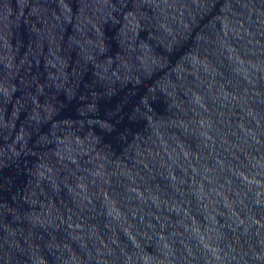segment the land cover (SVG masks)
I'll list each match as a JSON object with an SVG mask.
<instances>
[{
    "label": "water",
    "instance_id": "obj_1",
    "mask_svg": "<svg viewBox=\"0 0 264 264\" xmlns=\"http://www.w3.org/2000/svg\"><path fill=\"white\" fill-rule=\"evenodd\" d=\"M0 238L264 263V0H0Z\"/></svg>",
    "mask_w": 264,
    "mask_h": 264
}]
</instances>
